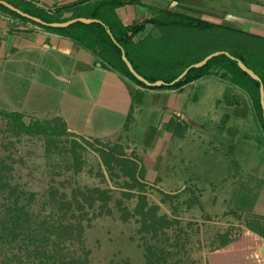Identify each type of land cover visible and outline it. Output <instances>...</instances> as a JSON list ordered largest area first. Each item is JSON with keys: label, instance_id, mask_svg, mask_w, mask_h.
<instances>
[{"label": "crops", "instance_id": "0c3cea01", "mask_svg": "<svg viewBox=\"0 0 264 264\" xmlns=\"http://www.w3.org/2000/svg\"><path fill=\"white\" fill-rule=\"evenodd\" d=\"M23 1L55 12L82 0ZM96 1L86 0L81 6ZM221 2L133 0L116 7L123 26L143 24L128 48L131 60L140 71L151 72L149 63L159 40L172 43L175 35L187 47L192 36L203 37V31L177 25L181 20L170 23L165 18L169 12L240 30L246 26L249 33L264 37V5L242 18ZM71 14L64 12L63 17ZM216 91L213 102L223 104V112L209 126L203 116H193L192 109L209 93L214 98ZM0 109L25 119L55 118L67 131L92 140L114 138L121 129L137 125L153 156L146 167L151 177L157 156L172 145V196L184 200L185 218L215 225L217 233L223 228L224 233L233 232L210 252L208 264H264V135L251 95L219 69L177 89L145 88L104 65L95 52L71 37L41 27L21 29L0 17ZM149 122L156 135L144 130ZM208 155L215 158L213 164L203 163Z\"/></svg>", "mask_w": 264, "mask_h": 264}, {"label": "rangeland", "instance_id": "374dc122", "mask_svg": "<svg viewBox=\"0 0 264 264\" xmlns=\"http://www.w3.org/2000/svg\"><path fill=\"white\" fill-rule=\"evenodd\" d=\"M222 1L221 5L229 6L231 13L242 18H248L252 8L264 5V0ZM0 17L15 25L25 23L4 12ZM240 27L249 32L248 27ZM206 35L209 30L203 31V37L192 36L187 47L179 36L174 35L172 43L159 40L149 63L152 71L144 72L151 77H170L190 56L208 44L209 48L214 45ZM216 94L217 91L213 98L209 93L198 108L192 107L193 116H203L209 126L223 112V104L213 102ZM6 113L10 112L0 109V171L11 185L33 195L36 213H66L67 218L70 212L78 215V210H60L58 206L72 201L74 195L82 197L76 190L106 191V202L96 200L93 208L84 207L87 215L82 221V244L75 248L88 264H147L148 256L151 260L159 258L160 249L163 252L159 256L164 255L160 264H208L210 252L232 236L229 229L226 233L222 232L224 228L219 229L221 233H217L215 225L185 218L188 214L184 200L172 196V145L165 155L157 156L156 173L148 176L146 167L153 163H148L153 156L146 150L147 138L141 127L130 125L114 138L92 140L64 131L55 118L46 121L23 117L28 125L47 122L52 128L48 132L51 135L28 134L19 132L14 118ZM148 125L144 130L156 135L152 123ZM202 159L206 165L216 161L209 155Z\"/></svg>", "mask_w": 264, "mask_h": 264}, {"label": "trees", "instance_id": "16d2710c", "mask_svg": "<svg viewBox=\"0 0 264 264\" xmlns=\"http://www.w3.org/2000/svg\"><path fill=\"white\" fill-rule=\"evenodd\" d=\"M6 1L46 23L64 22L77 17L98 19L100 22L88 24L76 22L66 27L53 28L36 24L0 4V12L9 14L22 22L31 23L73 38L84 47L95 52L104 65L111 67L145 88L177 89L192 80L211 74L214 68L219 69L223 77H228L235 84L246 89L251 95L264 135V121L259 98L260 83L241 70L236 61V59H239L248 68L252 69L264 85V37L236 29L230 25H215L199 18L169 12L165 18H168L170 23L172 20H181L177 25L193 30H209L208 40L213 42L214 45L209 48L208 44V48L205 47L198 51L193 55V59L181 65L174 75L165 79L158 76L151 77L144 71H140L129 56L128 48L132 43V38L143 28V24L123 26L115 14V8L127 2H133V0H98L91 5L81 6L86 1L82 0L62 6L52 13L38 9L23 0ZM68 11L72 12L71 16L63 17V13ZM238 35L239 38H237ZM219 50L228 52L235 59L224 54L214 56L202 67L190 68L181 79L170 84L185 68L202 60L208 54ZM122 51H124L137 73L149 82L162 80L164 83L160 86H146L136 79L123 62L121 58ZM201 52L203 53L199 55ZM6 114L14 118L19 132L51 135L48 132L52 128L47 122L28 125L23 121L22 115L17 113ZM60 125L64 131H67L64 123L61 122ZM76 191L82 197L77 198L74 195L72 201L62 202L60 205L58 204V208L66 211L78 210L81 213L74 215L75 212H70L71 216L68 218L66 213L60 214V216L54 215V213L43 215L36 213L31 201L33 195H26L17 185H11L3 178L0 171V257L3 264H88L79 254V249L75 248V246L82 244V221L85 220L87 215L84 207L93 208L96 200H102L104 203L107 201L108 195L106 191L99 188L87 189V193L81 190ZM99 207L102 208L103 206L100 205ZM162 252L163 249H160L159 254ZM159 254H157L159 258L155 260H151V257L148 256L147 264H160L164 255L159 256Z\"/></svg>", "mask_w": 264, "mask_h": 264}, {"label": "water", "instance_id": "95a60500", "mask_svg": "<svg viewBox=\"0 0 264 264\" xmlns=\"http://www.w3.org/2000/svg\"><path fill=\"white\" fill-rule=\"evenodd\" d=\"M0 4L3 5L4 7L8 8L9 10L35 22L36 24L42 25V26H47V27H53V28H58V27H66L70 24L76 23V22H82L85 24L88 23H93V22H100L98 19H93V18H83V17H77V18H73L64 22H51V23H46L43 20H41L40 18L36 17V16H32L26 12H23L22 10L16 8L15 6H13L11 3L7 2L6 0H0ZM109 33V30H108ZM114 40V39H113ZM224 54L232 59H235V57L231 56L228 52L226 51H214L210 54H208L207 56H205L202 60L188 66L187 68H185L179 75L178 77H176L170 84H173L175 82H177L179 79H181L190 68L195 67V68H199L202 67L203 65H205L207 63L208 60H210L212 57L214 56H218ZM123 62L126 64L128 70L130 71V73L139 81L143 82L146 86H160L162 85L164 82L162 80H157L154 82H149L147 79H145L142 75H140L139 73L136 72V70L134 69V67L132 66L131 62L128 60V58L126 57L124 51H122V56H121ZM237 61V65L241 68V70H243L245 73H247L252 79L258 81L260 83L259 85V95H260V105H261V109H262V117H263V121H264V85L261 82L260 77L250 68H248L242 61H240L239 59H236ZM101 65V64H99Z\"/></svg>", "mask_w": 264, "mask_h": 264}, {"label": "built area", "instance_id": "2783aa9c", "mask_svg": "<svg viewBox=\"0 0 264 264\" xmlns=\"http://www.w3.org/2000/svg\"><path fill=\"white\" fill-rule=\"evenodd\" d=\"M45 11H46L47 13H52V12H53L52 10H50V9H46V8H45ZM23 24H24V25H23ZM23 24H17V25H15V27H21V29H25V28H27L28 26H34V28H36V29L39 28V26H37V25H32L31 23H23Z\"/></svg>", "mask_w": 264, "mask_h": 264}]
</instances>
